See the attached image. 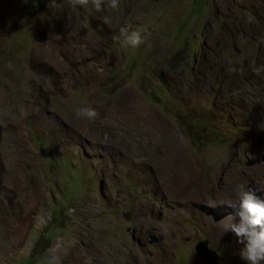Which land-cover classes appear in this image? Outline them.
<instances>
[{
    "label": "rangeland",
    "instance_id": "rangeland-1",
    "mask_svg": "<svg viewBox=\"0 0 264 264\" xmlns=\"http://www.w3.org/2000/svg\"><path fill=\"white\" fill-rule=\"evenodd\" d=\"M107 3L0 0V264H245L224 220L264 191V0Z\"/></svg>",
    "mask_w": 264,
    "mask_h": 264
},
{
    "label": "clouds",
    "instance_id": "clouds-1",
    "mask_svg": "<svg viewBox=\"0 0 264 264\" xmlns=\"http://www.w3.org/2000/svg\"><path fill=\"white\" fill-rule=\"evenodd\" d=\"M89 0H71L74 6H84ZM103 0H91L92 6L99 11ZM107 6L116 9L118 0H108ZM120 41L122 46L136 49L144 44L147 35L138 30H129L127 26L118 29V33L113 37ZM77 117L93 120L97 116V111L91 106L77 107L75 109ZM236 210L239 217L238 223H232V217L225 218L224 231H231L238 238V242L243 244L239 251V258L245 264H264V191L256 188L241 186L236 197V202L229 205ZM52 264H59L58 258Z\"/></svg>",
    "mask_w": 264,
    "mask_h": 264
},
{
    "label": "water",
    "instance_id": "water-1",
    "mask_svg": "<svg viewBox=\"0 0 264 264\" xmlns=\"http://www.w3.org/2000/svg\"><path fill=\"white\" fill-rule=\"evenodd\" d=\"M35 2V1H34ZM197 255L202 258L207 264H215L217 262V258L215 257L214 252H211L207 249L206 243H200L196 247Z\"/></svg>",
    "mask_w": 264,
    "mask_h": 264
},
{
    "label": "flooded vegetation",
    "instance_id": "flooded-vegetation-1",
    "mask_svg": "<svg viewBox=\"0 0 264 264\" xmlns=\"http://www.w3.org/2000/svg\"><path fill=\"white\" fill-rule=\"evenodd\" d=\"M35 7V4L34 3H30L28 6L25 7L26 10H32V8Z\"/></svg>",
    "mask_w": 264,
    "mask_h": 264
}]
</instances>
